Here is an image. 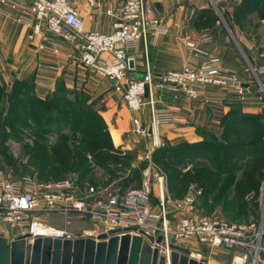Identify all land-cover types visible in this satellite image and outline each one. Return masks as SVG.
I'll return each mask as SVG.
<instances>
[{
	"label": "rangeland",
	"instance_id": "obj_1",
	"mask_svg": "<svg viewBox=\"0 0 264 264\" xmlns=\"http://www.w3.org/2000/svg\"><path fill=\"white\" fill-rule=\"evenodd\" d=\"M204 1L206 7L199 10L208 16L204 22L220 23L222 31L229 34L244 57L248 79L251 80L250 89H246L251 98L230 99L228 112L220 120L218 129L200 127L195 133L176 141L160 138V132H157L160 144L150 149L149 154H140L132 148L114 151L109 143L110 135H104L98 141L93 130L90 138L79 127V132H72L76 125L71 124L70 118L75 119V106L92 113L97 111L96 101H91L88 91L78 85L71 86L62 76L54 89L44 92L40 88L43 86L35 83L37 74L16 76L17 68L9 69L14 60L0 54V174L8 179L29 176L40 184L73 180L80 191L89 186L100 189L110 183L122 189L132 185L141 187L148 180L152 186V209L156 215L163 213L158 185L162 176L172 232L177 229L181 216L175 211L174 201L184 198L194 189L201 190L191 209L197 216L238 224L259 223L264 216V155L252 170L248 171L247 167L252 155L250 143L264 142V0ZM246 40L253 45L251 49L245 45ZM15 64L18 66L20 63L17 60ZM13 77V83L7 82ZM18 84L20 90L16 92L15 85ZM15 93L19 96L16 101L11 97ZM27 94L30 99L26 109L20 98ZM16 105L22 108L16 110ZM42 111L46 113L43 118L39 116ZM228 115L235 116V119H227ZM242 124L252 126L254 138L251 142L239 133ZM111 143L114 145L112 138ZM102 152L116 156L108 174L96 163L95 157L101 160ZM13 162L21 165V171L28 169V172L16 174L10 167ZM120 163H125L124 169L118 168ZM91 170L98 171L97 176H107L108 180L91 182L88 179ZM133 175L138 179L128 185L127 180ZM60 216L62 219L57 224L66 225L70 234H81L89 224L84 223L87 219L76 215ZM6 226L0 220V229ZM17 232L16 229L7 232L8 239ZM172 241L190 249L196 258H206L209 264H233L234 257L243 253L241 250L217 252L187 239ZM261 244L264 246V235ZM261 254L264 259L263 250ZM247 261L248 264L254 263L251 254Z\"/></svg>",
	"mask_w": 264,
	"mask_h": 264
},
{
	"label": "built area",
	"instance_id": "obj_2",
	"mask_svg": "<svg viewBox=\"0 0 264 264\" xmlns=\"http://www.w3.org/2000/svg\"><path fill=\"white\" fill-rule=\"evenodd\" d=\"M89 1L92 5L96 4L93 0ZM4 5L32 11L36 22L22 20L31 25L34 33H42L43 28H46L62 41L76 45L79 61L108 77L114 83L115 90L122 93L133 113L141 111L149 93L152 126L147 127L141 117L135 115L134 132L146 137L152 136V147L160 144L157 138L158 127L176 121L177 118L156 107L153 96L154 76L149 68L141 77L129 76L131 53L140 41L147 42L150 37L159 38L169 33V27L155 14L149 0H122L116 7L108 9V14L116 17L111 32L97 28L86 29L76 0H0V10ZM186 45L191 49L189 60L180 69L161 73L158 81L160 89H178L188 97L198 99L203 88L217 86L225 87L243 100L251 98L246 93L245 81L239 75L223 74L218 57L197 50L195 41L189 40ZM58 50L56 47L55 51ZM262 87L264 91V85ZM162 180L160 176L158 185L163 213L156 215L152 209V186L148 180L141 187H129L122 195L104 196L94 186H89L81 193L73 180L40 184L29 176L8 179L0 174V220L4 225L16 229L17 234L30 233L32 239L37 236L64 239L73 236L66 229L50 223L47 216H87L105 230L133 226L151 234L162 232L167 241L181 238L195 241L212 250L227 248L243 251L234 257L233 264H248L249 254L253 256V264H264L261 254L264 251L261 244L264 216L259 223L245 224L199 217L191 211L201 195V190L194 189L184 198L174 201L175 211L181 213V216L177 229L172 232L169 229L170 219L166 212ZM98 233L96 227L89 231V235Z\"/></svg>",
	"mask_w": 264,
	"mask_h": 264
},
{
	"label": "crops",
	"instance_id": "obj_3",
	"mask_svg": "<svg viewBox=\"0 0 264 264\" xmlns=\"http://www.w3.org/2000/svg\"><path fill=\"white\" fill-rule=\"evenodd\" d=\"M76 1L86 29L113 31L116 17L108 14L107 10L116 7L122 0H93L95 5L89 0ZM149 3L154 7L155 14L167 24L169 33L159 38L150 37L147 42L140 41L131 53L133 67L129 76L141 77L149 68L154 76L153 96L156 107L170 112L177 118L176 121L158 127L159 137L176 141L195 133L200 127L218 129L220 120L228 112L230 99L239 97L238 95L230 93L225 87L206 86L198 99H192L178 89H160L159 76L167 70L180 69L189 60L191 49L187 47L186 42L192 40L196 42L197 50L220 59L224 75H239L245 81L244 87L249 90L251 80L248 79L244 57L229 34L222 31L220 23L204 22L208 20V16L199 12L206 7L204 0H149ZM22 19L36 22L34 13L29 9L4 5L0 10V54L14 60L9 69L17 68L16 76L34 72L38 75L35 83L42 85L40 88L44 92L54 89L64 76L68 84L85 89L89 92L91 101H96V109L105 120L117 149L132 148L140 154H149L153 148V137L135 133L133 124V117L139 115L143 123L151 128L149 93L141 111L133 113L122 93L115 90L114 83L108 77L79 61L76 45L62 41L46 28H43L42 33L36 34L31 25ZM245 45L250 49L253 46L248 41ZM56 47L58 51H55ZM17 60L20 63L18 66L15 64ZM13 80L15 77L7 79V82L13 83ZM139 159L140 157L137 162ZM106 177L99 179L97 183L108 180ZM126 190L114 186L113 183L98 189L99 194L104 196L122 195ZM79 218L87 219L84 223L89 224L84 232L79 235L72 234L73 237L89 235V231L95 227L98 230L103 229L87 216ZM60 219V215L47 216V220L56 226H59L57 221ZM7 227L4 228L6 232H13L14 228ZM213 250L221 253L234 252L227 248Z\"/></svg>",
	"mask_w": 264,
	"mask_h": 264
},
{
	"label": "water",
	"instance_id": "obj_4",
	"mask_svg": "<svg viewBox=\"0 0 264 264\" xmlns=\"http://www.w3.org/2000/svg\"><path fill=\"white\" fill-rule=\"evenodd\" d=\"M133 67V60H130ZM0 264H209L164 234L133 226L100 229L94 235L68 238L18 234L8 239L0 229Z\"/></svg>",
	"mask_w": 264,
	"mask_h": 264
},
{
	"label": "trees",
	"instance_id": "obj_5",
	"mask_svg": "<svg viewBox=\"0 0 264 264\" xmlns=\"http://www.w3.org/2000/svg\"><path fill=\"white\" fill-rule=\"evenodd\" d=\"M15 91L16 90H20V86L19 84L18 85H15ZM17 92V91H16ZM12 100L16 101L19 99V96L16 95H12ZM29 96L28 94L27 95H24L22 98H20V100L23 102V105H24V108H28V101H29ZM37 100V99H36ZM17 106V109L21 107V105H16ZM22 108V107H21ZM42 108V106H41ZM75 111H76V116H75V119H72L70 118V120H72L71 124H75L74 126L75 127H72V132H79V129L80 131L87 137L90 138V134H91V130L95 131V138L96 140L98 141H101L103 139V136L104 135H107L109 137V131L107 129V125L105 123V120L103 119V117L101 116V114L96 111V113H92V111H89V110H85L83 109V107H80V106H75ZM25 110V109H24ZM40 117H44L46 116V113L44 111H42V113L39 114ZM230 118L233 120L235 119V116H231V115H228V118L230 120ZM104 125H103V124ZM79 127V129H78ZM99 128V129H98ZM252 126L250 124H242L240 125V129H239V133L241 134V136L247 141V142H251V140L254 138V134L252 133ZM109 143L111 145V147L114 149V151H118V149L116 147H114V145L111 143V138L109 137ZM250 147H251V152H252V155L250 157V161L248 163V167H247V170L250 171L254 168L255 166V163L258 161V159L260 157H262L264 155V152H263V148H264V142L262 143H258V144H253V143H250ZM103 153V157H101V160H98L97 158L98 157H95L96 159V163H98L101 167L104 168V173H110L111 172V167H112V163H114V158H116V156H112V155H107L105 152H102ZM120 167L118 166V168H123V165L125 163H120ZM10 167L15 170L16 174H21V173H25V172H28L26 169H24L23 171L20 170L21 165L16 163V162H13V163H10ZM87 169H89V167H87ZM26 170V171H25ZM132 171L134 172V170L132 169ZM98 171L96 170H91L90 173H89V177L88 179L91 181V182H94V183H97V181H99V179L105 177V176H97ZM135 172H137L135 170ZM136 179H138V176H134L129 178L127 181V184L128 185H132L136 182ZM134 186V185H132ZM131 187V186H130Z\"/></svg>",
	"mask_w": 264,
	"mask_h": 264
}]
</instances>
